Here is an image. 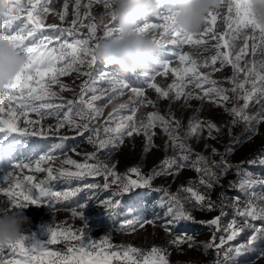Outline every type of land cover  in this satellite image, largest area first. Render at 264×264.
I'll return each instance as SVG.
<instances>
[{
  "label": "snow or ice",
  "instance_id": "snow-or-ice-1",
  "mask_svg": "<svg viewBox=\"0 0 264 264\" xmlns=\"http://www.w3.org/2000/svg\"><path fill=\"white\" fill-rule=\"evenodd\" d=\"M0 5H6V9L0 11V43H8L18 56L25 58V64L21 72L5 90L0 91V112H4L6 102L9 105V118H0V153L5 154L9 163L17 160L12 155L11 150L13 146L18 143H26V141L19 139L17 136H13V133H19L20 137L43 135V132H29L27 128L17 127L16 120L14 119L16 112L11 107V102L17 99L20 100L19 106L21 108L30 107L32 111L41 117L55 114L58 121L55 126L57 134L59 133V129L67 126L70 130L76 131L77 135L80 136H83L86 132L91 133L92 135L88 137V140L93 144V147L103 146L105 141L99 138L100 129L93 126V122L98 120L103 114L102 109L96 107L93 103L100 99V97L94 94L96 89L91 87L97 80H100L107 81L112 86V94L108 97L109 103L123 95L126 89L130 90L133 97L137 98L135 105L130 108V114L121 116L114 128L110 126L114 116L118 115L120 110L128 108V104L118 105L113 112L109 113L108 118L105 120L103 131L115 134L111 138L114 144H123L125 137L143 135L145 138L143 150L147 153L156 147L153 140V137L156 135L154 129L160 127L167 137L165 149L170 145L174 150L179 149L180 154L166 158L159 170L154 169L152 175L148 177L143 176L139 167H132L128 170L132 174L131 176H121L115 173V165H112L111 168L108 165L100 167L90 164L81 165L71 159L64 160L63 164H73L77 169H87L88 175H99L103 171L106 180L104 187H109L108 177L112 176L111 183L117 184L119 189L118 194L120 195L134 194V190L138 188H150L152 179L157 175H178L183 168L189 166L188 162L193 155H195L196 159L191 161V167L196 172L202 174L200 184L205 187L209 189L214 187L215 182L221 176L227 175L232 166L228 164L226 159L222 157L219 162H209L208 157L194 153L191 145L186 143L193 136L199 138L205 129L208 132V138L215 139V136L212 135L213 132L218 133L221 130L215 122L200 120L198 118L195 120L190 119L187 129L181 135L180 128L182 122L174 114H170L169 118H165L159 112L152 111L137 117L140 107H155V102L144 97L142 88L132 86L129 80L121 78L116 72L102 70L95 51L102 42L114 38L118 32L117 23H113L116 22V17L111 0H88V3L83 5L86 9L83 17L80 13V8L82 7L81 0H74L72 13L74 18L71 20L69 28H61L55 23L45 25L43 16L50 9L47 4H40V0H27V5H22L21 0H0ZM94 5L102 7L104 14L99 17L93 16L91 9ZM156 6L158 8L157 15L147 18L138 16L135 21V30L139 34L150 38L157 47L155 66L147 72L134 73L133 76L142 78L147 82L149 87L154 89L158 94V99H168L171 102H176L183 97L186 106L188 101L192 99L201 100L202 102L208 101L216 107L223 108L224 112L233 118V124L243 121L250 128L252 135L258 134L256 126L264 123V59L259 62L244 60L243 65L240 63L243 59L242 54H246L249 40H251V52L253 55L256 53L258 46L261 52L264 53V25H261L257 21L255 13L251 11L250 0H218L217 6L207 13L204 26L198 33H184L178 30L175 27L176 13L170 12L159 0H156ZM25 8H27L26 14ZM68 8V0H65L63 11L57 13L60 21H63L68 15ZM221 9L225 10L222 16ZM218 17L221 18L223 25L231 30L230 32H225L223 29L214 30L213 25L216 24ZM45 26L56 30V43H54L52 36L44 35L43 33L40 34L42 38L37 37L38 31ZM81 29H86V34L80 35ZM246 29H251V35L245 31ZM98 31L102 32V36H97ZM64 33L73 37L72 42H69L67 39L61 40ZM226 35L232 41L231 44L228 40H225ZM238 36L242 37L243 47L237 51L235 49V41ZM204 37H208V39H203ZM257 40L259 41V45L257 44ZM209 41H215V43L209 44ZM221 42H223V47L232 48V53L221 51ZM185 45L203 47L205 52L214 50L215 54L209 58H205L201 62L197 58H194L191 53L183 50ZM230 55H234L235 58L231 59ZM173 57H178L181 64L187 61L190 67H184L182 72L177 68H172V73L179 77V86L174 82L166 88L161 87L155 82L156 77L167 74L170 61ZM218 59L219 67H213L217 64ZM226 64L231 65L233 70L232 76L226 78V82L232 85L231 88L221 87L217 80L211 78L213 72L221 71ZM200 68H207L209 71H198ZM73 72L78 77L87 78L80 85L78 102L73 100H62L59 104L51 102L52 98L58 96V93L52 90L53 85H58L60 92L72 91L68 85L60 81L59 77L71 75ZM189 73H191V76L188 79V83H192L196 89L200 90L202 95L199 93L193 94L192 91H184L186 86L184 78ZM241 73H243L242 79L240 77ZM206 84L209 86L204 87ZM246 85H250V87H246ZM89 91L93 95L86 100L85 96ZM229 92L233 94L232 97L228 95ZM142 97L143 99H140ZM240 100H243L242 105L238 103ZM34 101H40L41 103L35 105ZM230 102L233 105L232 107H228ZM253 102L261 105L260 111L249 114L246 110L249 108L250 103ZM77 103L78 105L85 106L80 108V111L76 113L79 117V122H76L70 116L73 106ZM65 108L67 110L62 113L61 118L62 109ZM26 123L32 122L26 121ZM35 123L38 124L39 121ZM60 139L64 141L69 139V137L62 136ZM249 139H251V135ZM57 147H63V145H58ZM205 148H207V145H205ZM233 150L232 147H229L227 152ZM211 151L212 155H219L216 148H212ZM94 157V153L86 154L87 159H93ZM46 160H52V156L41 155L39 160L36 161L34 171H46L49 179H57L51 167L46 169L40 167V162ZM252 162L254 161H249V163ZM261 163H264V158L261 159ZM15 168H32V165L17 160ZM216 169H220L219 174L215 171ZM0 172H3V175L0 176V194L6 197L15 209H26L30 205L40 207L45 198L50 202L49 207H51V202H59L61 199L67 200L70 196L76 195L78 191L54 192L45 186L47 184L46 180L34 182L35 178L31 175H26L22 179H19L14 176L13 171L7 168H0ZM58 172L59 177L66 181L79 179L85 175L84 171L72 172L63 168L59 169ZM237 174L240 175L239 169H237ZM133 176L136 178H132ZM5 182H7L8 187L3 186ZM257 183H264V181H258L250 176H245L240 180L238 186L241 189H245ZM85 187L91 189L97 187V185L88 184ZM34 190H38V195L34 194ZM159 190L163 191V189ZM182 190L191 193L189 199L194 198V206H199L201 209L206 208L209 211L214 209L215 204L206 193L201 194L192 187L182 188ZM170 200L171 203L167 208L165 216L171 218L166 219L162 225L166 232L171 233L173 226L178 225L181 221L195 222L194 217L185 209L184 204L181 203L178 196L172 195L170 196ZM236 200L238 202L239 198L237 197ZM101 206L105 214L111 217L116 214L115 210L120 206V202L110 199L101 201ZM78 207L84 209L87 207V204H80ZM74 214L81 217L84 216L83 212ZM238 214L245 218L244 224L251 228L252 231L248 235L244 245L229 248L225 252V258L228 259L232 255L238 256L253 251L257 241L264 240V226L257 228L251 223V221L255 220L264 221V199L259 204L250 201L242 211L238 210ZM219 220L220 217H215L211 221H201L200 223L218 226ZM146 224L155 226V221H149L144 218L125 220L121 224V228L125 229V231H135L137 227L143 228ZM243 231L244 227H232V232L227 237V240H233ZM47 234L51 236L48 243H57L59 234L54 229L49 227ZM64 239H75L79 242V247L75 252H73L72 247H69L68 251L72 253V256H62L58 252L42 251L40 255L58 257V259L50 261L49 264H112L113 258L126 260L128 264H138L137 259L132 254H138L141 250L131 245L123 251V256L121 257L117 251H112L110 254L104 252L103 248L97 251L96 249L99 246L96 242L92 241L89 243V238L84 236L83 233L79 235L71 233L65 235ZM103 243L107 245V239ZM185 243L189 248L195 247L192 237L187 236V234L170 241V244L176 246ZM224 243V238H221L219 243H217L215 236H213L212 241L206 247L219 250L223 247ZM42 247L41 243L35 242L34 235H23L14 243L0 246V264H32L33 260H36V264H43V261L35 256H29L27 261L6 260L3 256L5 249L10 250L12 253H16L19 250L21 254H25ZM87 249H91V251ZM165 251L153 246L149 254L151 258L144 257L143 264H169L164 254ZM261 255H264V253H261ZM217 264H222V262L218 260Z\"/></svg>",
  "mask_w": 264,
  "mask_h": 264
},
{
  "label": "rangeland",
  "instance_id": "rangeland-1",
  "mask_svg": "<svg viewBox=\"0 0 264 264\" xmlns=\"http://www.w3.org/2000/svg\"><path fill=\"white\" fill-rule=\"evenodd\" d=\"M65 0H40V4H47L50 11L43 16L45 25L55 23L61 28H69L71 26V20L73 17L74 0H68L69 8L68 15L63 21L58 19L57 13L63 11V4ZM88 0H81L82 7L80 8L81 16L85 12L83 5L87 4ZM22 5H27V0H21ZM25 14L27 8L24 9ZM221 16L224 14L223 9ZM93 16L99 17L104 14V9L100 6H93L91 9ZM19 23V22H16ZM116 23V22H113ZM214 30L223 29L225 32H230L223 25L220 17L217 18V22L213 25ZM251 35V29H246ZM86 29L80 30V35L86 34ZM41 33L53 37L54 43H56V30L49 29L46 26L40 29L37 33L38 38L41 37ZM97 36H102V32H97ZM62 39H67L72 42L73 37L64 33ZM203 39H208L204 37ZM225 40H228L231 44L232 41L229 36H225ZM215 41H209V44H214ZM259 45V41L257 40ZM221 51L232 53V48L223 47L221 42ZM243 47L242 37L238 36L235 41V49L238 51ZM183 50L192 54L194 58H197L201 62L205 58L215 54V51L203 50L200 46L185 45ZM243 59L240 61L243 65L244 60L257 61L264 59V53L261 52L259 46L256 53L253 55L251 52V40L248 42V48L246 54H242ZM231 59H234V55H230ZM100 63V62H99ZM102 70L114 71L113 66H107L102 63ZM190 67V64L186 61L181 64L178 57H173L169 64V71L166 75L156 77V83L161 87H167L174 82L179 86L180 80L177 75H174L171 71L172 68H177L182 72L184 67ZM213 67H219V59L217 64ZM198 71L207 72L209 69L200 68ZM233 70L231 65L226 64L221 71L213 72L212 79L219 82V86L225 88H231L232 85L226 82V78L231 77ZM191 73L184 78V84L186 85L184 91H192L193 94H201L199 89H196L192 83H188V79ZM241 79L243 73L240 74ZM122 78V77H121ZM60 81L68 85L72 91L60 92L58 85H53L52 90L58 93V96L52 98L51 102L61 103L62 100H73L78 102L79 89L86 77H78L76 73L71 75L59 77ZM123 79L129 80L134 87L142 88L144 91V97L155 102V107H140L137 113V117L143 116L147 112L157 111L165 118H169L170 114H174L177 119L182 122L180 128L181 135L187 129L189 120H210L215 122L220 127V132H213L215 139L208 138V132L205 129L199 138L193 136L187 140L186 143L191 145L194 153L206 156L209 158V162H219L221 158L227 160L231 165V169L227 175L221 176V178L215 182L214 187L207 188L200 184L201 173L196 172L191 167V161L196 159L193 155L188 162L189 166L183 168L178 175H157L151 181L150 188H138L133 193L120 195L117 184L111 183L113 177H108L109 187L105 188L106 183L104 172L101 171L99 175H88L87 169H77L73 164H63L66 159L76 161L77 164L96 165L100 167L102 165H108L111 168L115 165V173L125 176L132 174L129 173V169L132 167H139L143 176H151L153 170H159L162 162L166 158L178 156L179 149H173L170 145L165 149V142L167 137L160 127L154 129L156 135L153 137L156 147L151 151L144 152L143 135H134L133 137H125L123 144H114L111 139L114 133H105L103 131L105 127V120L108 118L109 113L113 112L120 104H128L129 107L119 111L118 115L114 116L111 127H115L119 122L121 116L130 114V108L135 105L137 98L133 97L130 90H124V94L119 96L111 103L108 102V97L111 93V85L107 81L97 82L91 87L95 88V95L100 99L94 101L96 107L102 109V116L93 122V126L100 129L99 138L105 141V144L100 147H93V144L89 142L88 137L91 133H84L83 136L77 135L76 131L70 130L69 127L59 129V133L55 132V126L58 121L56 115H47L41 117L36 112L32 111L30 107L21 108L19 106L20 100L17 99L11 102V107L15 110L16 125L18 128H27L29 132L36 131L37 133L43 132V135H35L31 137H20L19 133H13V136H17L19 139L26 141V143H18L13 146L12 155L17 158L18 161L23 163H30L32 168H15L17 160H13L10 163L4 153H0V168H7L13 171L15 177L22 179L26 175H31L35 178L34 182L46 180V187H49L54 192H70L78 190L76 195L70 196L67 200L61 199L59 202H51L52 206L49 207V201L45 198L43 204L40 207L30 205L28 208L23 209L28 217H30V224L25 225L23 233L25 236H35V242L41 243L42 248L33 252H27L21 254L19 250L16 253H12L10 250L5 249L3 256L6 260H23L27 261L29 256H35L39 260L43 261V264H49L50 261L58 259V257H51L47 255H40L43 252H58L62 256H72V253L68 251L69 247L73 248V252L79 247V242L75 239L65 240L64 236L75 233L79 235L83 233L84 236L89 238V243L95 241L99 246L96 250L99 251L103 248L104 252L111 253L112 251L119 252L120 256H123V251L127 249L129 245L141 250L138 254H132L138 261V264H143L144 257H150V250L153 246L164 249L166 258L169 264H217V261H221L222 264H264V240L257 241L254 245V250L243 253L241 255H232L230 259L225 258V252L229 248H235L245 244L248 235L252 229L244 224V217L238 214V210L242 211L248 203L259 204L264 199V183H257L251 187L241 189L238 185L240 180L245 176H250L258 181H264V163H261V159L264 158V123L258 124V134L252 135L250 128L240 121L236 124L232 123V117L224 112L223 108L216 107L214 104L208 101H201L192 99L185 105L183 97L181 100L171 102L168 99H158V94L154 89L149 87V84L142 78H136L133 74H129ZM47 80V77H46ZM209 85H204L208 87ZM250 87V85H246ZM93 93L91 91L86 93L85 99L91 97ZM171 95V93H170ZM228 95L232 97V93ZM140 99H143L140 98ZM35 105L41 103L40 101H34ZM243 104V100L238 102ZM232 103L228 104V107H232ZM85 107L83 105L73 106V111L70 114L71 118L76 122H79V117L76 115L80 108ZM261 105L259 103H250L249 108L246 110L249 114L260 111ZM4 112H0V118L8 119L9 105L8 102L4 105ZM67 109H62V113ZM47 111V110H42ZM30 121L32 123H26ZM39 121V123H35ZM51 126V127H50ZM241 133V137L238 134ZM251 135V139L249 136ZM67 136L69 139L62 141L60 137ZM11 138V137H10ZM63 145V147H57ZM207 145V148H205ZM232 147L234 150L227 152V149ZM212 148L218 150L219 155H212ZM95 154L93 159H87L86 154ZM41 155L52 156V160L41 161V168L51 167L57 176V179H49L46 171L35 172L34 168L36 161L39 160ZM249 161H254L249 163ZM65 169L67 171H84L85 175L79 179H73L66 181L59 177V169ZM239 169L240 175L237 174ZM217 174L220 173V169L215 170ZM3 172H0V176ZM132 178H136L133 176ZM235 182V183H233ZM88 184L97 185L94 188L85 187ZM4 187H8L7 182L3 184ZM192 187L194 190L199 191L201 194H207L211 201L215 204L213 210L209 211L206 208L201 209L199 206H194V198L191 197V193L185 192L182 188ZM159 189H163L160 191ZM34 194L38 195V190H34ZM178 196L181 203L184 204L185 209L191 213L194 217V221H181L178 225H174L171 233L166 232L162 227L166 219L165 213L171 203L170 196ZM239 198L238 202L236 198ZM119 201L120 206L116 208L115 215L109 217L105 214L101 201L106 200ZM0 201H7L8 199L0 194ZM87 204V207L80 209L78 205ZM83 212L84 216L75 215L74 213ZM86 217V219H85ZM215 217H220L219 225H207L200 223L201 221H211ZM136 218H144L149 221H155V226L152 224H146L145 227H137L135 231H125L121 228V224L125 220H135ZM257 228L264 226V221L255 220L251 221ZM244 227V231L237 235L233 240H227V237L232 232V227ZM54 229L59 235L57 243L51 244L48 241L51 236L47 234L48 228ZM127 227V226H126ZM192 237L195 247L189 248L188 245L181 244L179 246L170 244V241L176 239L179 236ZM213 236L216 238V242L219 243L221 238H224L225 243L219 250L215 248H208V245ZM107 239L108 244L105 245L103 241ZM91 251V249H87ZM103 255V253H101ZM32 264H36V260L32 261ZM112 264H128V261L119 258H113Z\"/></svg>",
  "mask_w": 264,
  "mask_h": 264
},
{
  "label": "clouds",
  "instance_id": "clouds-1",
  "mask_svg": "<svg viewBox=\"0 0 264 264\" xmlns=\"http://www.w3.org/2000/svg\"><path fill=\"white\" fill-rule=\"evenodd\" d=\"M170 12L176 13L175 27L184 33H198L204 26L207 13L218 0H159ZM118 32L114 38L104 41L96 49L97 60L113 66L120 77L144 73L155 66L157 47L150 38L135 30L138 16L149 17L158 13L156 0H111ZM251 11L264 25V0H250ZM6 5H0V11ZM25 58L18 56L6 42L0 43V91L5 90L21 72ZM31 220L23 208L15 209L7 201H0V246L16 242Z\"/></svg>",
  "mask_w": 264,
  "mask_h": 264
},
{
  "label": "trees",
  "instance_id": "trees-1",
  "mask_svg": "<svg viewBox=\"0 0 264 264\" xmlns=\"http://www.w3.org/2000/svg\"><path fill=\"white\" fill-rule=\"evenodd\" d=\"M241 136H242L241 133H239V134H238V137H241Z\"/></svg>",
  "mask_w": 264,
  "mask_h": 264
}]
</instances>
